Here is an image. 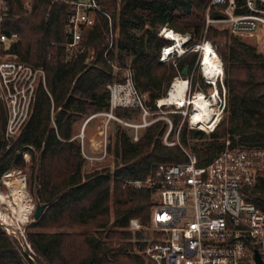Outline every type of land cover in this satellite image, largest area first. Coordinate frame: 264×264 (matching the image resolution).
Instances as JSON below:
<instances>
[{"label":"trees","instance_id":"obj_1","mask_svg":"<svg viewBox=\"0 0 264 264\" xmlns=\"http://www.w3.org/2000/svg\"><path fill=\"white\" fill-rule=\"evenodd\" d=\"M6 1L9 15L4 30L19 35L11 54L41 67L46 80L45 87L37 85L31 115L8 149L4 140L6 116L0 101V179L10 169L26 167L22 153L28 151V187L35 206L46 205L30 227L74 229L28 232L36 264H145L132 251L131 239L134 237L138 250H143L147 241L142 229L150 222L157 196L153 190L135 188L128 182L146 179L159 164L187 161L182 149L189 145L187 135L200 139L205 134L184 126L180 141L168 146L162 142L166 124L161 120L142 129L137 140H133L132 129L117 123L114 169L85 171L74 124L82 116L108 110L106 85L120 78L108 60L131 67L136 88L154 107L178 70L187 66L190 73L198 57L197 52L186 54L177 60V68L159 63V50L166 41L158 36V29L166 25L190 33L192 44L206 39L215 46L227 90L226 116L206 141L190 146L199 165H205L227 141L231 148H264V54L224 29L206 26L210 0H97L110 16L117 39L105 57L108 19L97 13L94 24L83 29L84 52L69 57L62 43L70 0H30L29 8L25 7L26 0ZM235 1L238 6L244 3ZM208 13L217 17L220 11L210 7ZM90 51L93 59L85 63ZM213 57V53L204 56L203 65L219 63ZM114 113L131 120L139 110L117 108ZM171 117L176 128L181 116ZM244 195L246 201L264 210V175L245 187ZM131 219H136L142 229L129 230ZM0 264H34L1 224Z\"/></svg>","mask_w":264,"mask_h":264},{"label":"built area","instance_id":"obj_2","mask_svg":"<svg viewBox=\"0 0 264 264\" xmlns=\"http://www.w3.org/2000/svg\"><path fill=\"white\" fill-rule=\"evenodd\" d=\"M69 4L64 26L65 41L62 43L66 54L70 57L84 52L83 29L94 24L97 13H103L108 19L106 57L117 39V30L113 29L110 16L97 0H70ZM25 7H30V0L25 1ZM210 7L220 11L219 16L210 17ZM242 9L244 11H239ZM8 15L7 1L0 0V101L6 116V149L18 139L31 115L37 85L45 87L46 80L41 67L29 65L11 54L10 48L18 41L19 35L4 30ZM205 24L224 29L237 37L260 36L264 32V0H244L240 6L235 0H210ZM157 33L166 41L159 50V63H171L177 68V60L186 54L197 52L198 57L186 76L178 70L165 95L154 102L153 108L173 106L176 112L187 117L191 126L213 132L226 105L223 65L215 46L206 39L192 44L190 33H181L166 25L161 26ZM206 46L211 48L213 58L219 60V70L205 72L202 69ZM91 58H87L85 63ZM108 62L114 73L119 72L120 78L106 85L108 110L92 114L87 122L97 116L104 117L106 125L111 120L117 121L133 129V140H137L140 129L159 120L154 116L157 112L150 110L146 105V95L136 88L131 67ZM196 69L204 85L212 87V91L199 89L189 97L187 93ZM177 78L187 83L182 103L167 99ZM199 95L213 103L212 120L207 124L192 121L193 101ZM117 108L139 110L140 121L132 123L118 118L114 113ZM228 144L226 142L225 148L208 164L199 165L196 156L186 152L187 161L159 164L146 179L128 182L135 188L153 190L157 195L150 224L158 236L148 241L143 250L136 251L145 264H264V210L246 201L244 195V188L254 185L264 175V148H231ZM10 174L8 170L3 176ZM128 229L136 231L142 227L136 219H131ZM25 245L28 249L24 250L25 255L36 264L32 249Z\"/></svg>","mask_w":264,"mask_h":264},{"label":"rangeland","instance_id":"obj_3","mask_svg":"<svg viewBox=\"0 0 264 264\" xmlns=\"http://www.w3.org/2000/svg\"><path fill=\"white\" fill-rule=\"evenodd\" d=\"M230 34V33H229ZM241 40L251 43L255 45L258 49V51L262 52L264 54V32L261 33L260 36H257L255 38H243L238 37ZM89 56L92 58L89 59L90 61L93 59V52H89ZM205 56V54H204ZM88 60V61H89ZM217 67V66H216ZM217 69V68H214ZM194 76L196 78V82L191 84V87L189 89V92L187 95L190 97L193 92L201 89L205 92H211L212 87L205 86L203 81L201 80L200 74L198 73V70L194 72ZM225 86V83H224ZM226 89V86H225ZM226 102H227V90H226ZM146 105L150 108L152 112H157L156 117L159 118V120L165 122L166 129L164 131V134L162 136V142L168 146H171L175 143H178L180 141V133L182 130V127L186 126L187 130H196L200 131L205 134V137L203 138H191L190 134L187 135V141L189 142L188 146H182V149L184 152L192 154L190 150V146L195 143H201L202 141H206L208 139L209 131H206L203 128L191 126L188 122L187 117H184L180 112H176L177 110L173 106H164L161 109H154L150 105L146 103ZM186 108H183L182 110H185ZM187 109H190V107H187ZM178 114L181 116V120L176 128L173 127V119L171 115ZM92 114L82 116L79 120H77L74 124V137L78 138L81 146V154L84 158V170L90 171L95 168H101V167H108L111 171L114 169L115 165V158H114V148H115V131L117 128V123L120 124L117 121L111 120L107 123L105 122L104 117L97 116L95 118H92L91 120H88V118ZM140 111L138 115H136L135 119H122L124 121L137 123L140 121ZM226 112L225 109L221 114L220 121L225 118ZM158 120V121H159ZM219 121V122H220ZM218 122V123H219ZM122 124V123H121ZM171 124V130L169 132V125ZM123 125V124H122ZM126 127V126H125ZM131 129V128H130ZM132 133L134 134V130L132 129ZM142 133V129L138 131V135ZM228 142V141H227ZM30 153L28 151H23L22 157L26 163V167L24 168H13L10 169L9 172L11 175L8 177L1 176L0 179V193L2 195H8L10 189L8 186L7 181H13L14 178H21L24 181V199L25 205L29 208L30 213H28L25 220H20L17 217V208L15 205H10L7 201L0 200V223L3 226L5 232L16 238L19 248L21 250H27V247L25 244H28L27 241V233L38 231V232H56V231H65V232H74V229H56V228H31L30 224L34 222L33 219V213L35 210V200L33 195L30 193L27 178L29 173V161H30ZM157 196V195H156ZM6 200H9L6 199ZM27 200V201H26ZM3 202V203H2ZM5 202V203H4ZM12 207H15L13 209ZM153 207L151 208L152 213ZM16 211V212H15ZM13 212V213H12ZM150 213V215H151ZM9 217V218H8ZM5 221V222H4ZM8 222V223H7ZM139 223V222H138ZM140 224V223H139ZM143 237L145 241H151L155 239L158 236L157 231L151 226L150 222L147 226H145L143 229ZM77 231V230H75ZM134 232L135 230H131ZM132 242V251L136 253L138 250V245L136 243V239L133 237L131 239ZM30 246V245H29ZM31 248V247H30ZM33 251V250H32ZM29 253L32 254L31 251ZM34 253V252H33ZM34 258V261L36 263V258L34 255H32Z\"/></svg>","mask_w":264,"mask_h":264},{"label":"bare ground","instance_id":"obj_4","mask_svg":"<svg viewBox=\"0 0 264 264\" xmlns=\"http://www.w3.org/2000/svg\"><path fill=\"white\" fill-rule=\"evenodd\" d=\"M169 35L173 36L171 34H169ZM204 54L207 57H209L210 54H212V50L209 46L205 47V51L203 53V62H204ZM203 62H202V67H203L202 69L205 72H212L214 70H219V63H212L209 65V61H208L207 65H203ZM218 62H219V60H218ZM214 68H217V69H214ZM186 85H187V83L183 79H180V78L175 79L174 83H173L174 88L170 92V95L168 96L167 99L169 101L175 100L176 102L182 103ZM193 107H194V113L192 116V121L194 123L207 124L212 120L213 103L211 100H207V99L203 98L201 95H199L198 98L194 99ZM7 183H8L10 191H9L8 195H5V196L0 193V200L7 201L10 203V205H15L17 208L16 210H17L18 219L25 220L28 213H30V210L25 205V203H24L25 200L23 201L24 189H25L24 188L25 187L24 181L21 178H14L13 181L9 180V181H7ZM8 198H9V200H6ZM12 208L15 209V207H12Z\"/></svg>","mask_w":264,"mask_h":264},{"label":"water","instance_id":"obj_5","mask_svg":"<svg viewBox=\"0 0 264 264\" xmlns=\"http://www.w3.org/2000/svg\"><path fill=\"white\" fill-rule=\"evenodd\" d=\"M187 71H188V67L185 66L183 67V69L181 70V75L182 76H186L187 75ZM46 207L45 204H40V203H37L36 206H35V210H34V213H33V219L36 220L40 217V215L42 214L44 208ZM259 264H261L259 262Z\"/></svg>","mask_w":264,"mask_h":264}]
</instances>
